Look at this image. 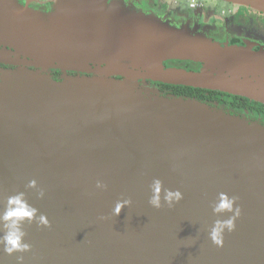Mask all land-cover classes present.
<instances>
[{"label":"water","instance_id":"1","mask_svg":"<svg viewBox=\"0 0 264 264\" xmlns=\"http://www.w3.org/2000/svg\"><path fill=\"white\" fill-rule=\"evenodd\" d=\"M221 1L264 14V0ZM36 15L0 0V45L16 50H1L0 63L23 67L0 84V217L21 194L36 213L19 226L28 250L12 254L0 219V264H264V127L138 90L153 80L264 104V50L219 44L120 0H62L48 27ZM42 63L107 77L58 82L25 68ZM156 180L160 208L149 202ZM168 191L182 199L169 206ZM221 194L235 198L231 211H213ZM237 207L217 247L211 230Z\"/></svg>","mask_w":264,"mask_h":264},{"label":"flooded vegetation","instance_id":"2","mask_svg":"<svg viewBox=\"0 0 264 264\" xmlns=\"http://www.w3.org/2000/svg\"><path fill=\"white\" fill-rule=\"evenodd\" d=\"M113 1V0H110ZM115 1V0H114ZM125 3L128 8L138 9L140 12H144L149 15H156L157 17L169 22L173 26L188 27L196 34H204L214 42L222 45H235V46H248L251 45L255 51L264 50V14L253 11L249 8H242L233 4L215 0L217 3L212 5L214 0H195L197 2L196 7L190 5L189 0V14L185 17H180L173 13L172 8L174 4H178L180 0H120ZM60 0H18V4L27 9L33 10L34 12L42 13L46 16H52L57 11ZM34 17H39L38 14ZM39 24L44 19H37ZM212 20V21H210ZM42 27V26H41ZM251 29V30H250ZM1 32V30H0ZM250 34V35H249ZM7 50L16 52L10 46L0 45V50ZM31 61V60H30ZM175 61L168 63V67H176L180 69L191 70L189 67H185L184 63ZM0 66H4L0 64ZM189 66V65H188ZM189 68V69H188ZM53 70L54 79L61 80L63 73L62 69L50 68ZM201 70V69H200ZM157 85L163 90L170 92L174 95L173 90L167 88L166 84L157 83ZM171 86V85H170ZM222 93V92H221ZM175 96V95H174ZM250 102V101H249ZM209 105H218L219 108H223L227 113L234 116H242L246 112L254 113L260 116L264 121V108L261 111L255 110H237L231 108L229 105L223 103H217L216 101H208ZM259 104V103H256ZM251 104V107H257L258 105ZM260 107H264L263 104H259ZM259 108V107H258Z\"/></svg>","mask_w":264,"mask_h":264},{"label":"clouds","instance_id":"3","mask_svg":"<svg viewBox=\"0 0 264 264\" xmlns=\"http://www.w3.org/2000/svg\"><path fill=\"white\" fill-rule=\"evenodd\" d=\"M30 186H35V181L30 183ZM105 186L100 182L97 183V188H104ZM160 191L161 183L159 180L153 182V196L149 201L150 204L155 208H160ZM41 195H43L41 193ZM165 201L171 206L174 202H179L182 199V194L179 191H168L164 196ZM124 203H129L125 201ZM235 203V198L229 199L226 195L221 194L219 203L214 207L213 211L216 213L222 212L224 210L231 211ZM9 207L5 211L4 215L0 217L3 221L10 222L6 226L9 231L4 236L5 251L8 254H12L17 251H27L29 246L22 243V237L24 233L20 230V224L27 219L31 221L35 216V210L30 208L23 200L22 194L14 197H10L8 200ZM124 204L117 203L114 214L119 215ZM240 216V209L237 207L235 209V214L232 218L227 221H217L216 225L212 228L210 233V239L214 245L217 247L223 246V232L226 228L229 232L233 231L235 228V220ZM40 223L44 226H48V221L45 217H40Z\"/></svg>","mask_w":264,"mask_h":264},{"label":"rangeland","instance_id":"4","mask_svg":"<svg viewBox=\"0 0 264 264\" xmlns=\"http://www.w3.org/2000/svg\"><path fill=\"white\" fill-rule=\"evenodd\" d=\"M114 1V0H113ZM113 1L109 0V3L111 4ZM215 1V0H214ZM189 0H180V2L178 4H174L172 11L173 13H175L176 15H179L180 17H185L189 14V4H188ZM217 2L215 1V3L213 2L212 5L216 4ZM137 11H139L137 9ZM35 13H39V12H35ZM39 17H35L36 21H38L37 19H44V21H41L40 23L42 24H38L39 26H50V15L46 16V18L42 15V13L38 14ZM212 21V20H210ZM176 27V26H175ZM178 29H182L184 27L178 26ZM251 30V29H250ZM202 36H205L204 34H201ZM250 35V34H249ZM206 37V36H205ZM208 39H210L209 37H207ZM0 40H1V35H0ZM212 40V39H211ZM1 51V50H0ZM30 60V59H29ZM171 62H175V61H171ZM24 64H26L25 62H21ZM168 63L170 62H166L164 65L167 69H170L171 67H168ZM2 64V63H0ZM44 63H42L39 68H36L35 66L29 65L26 66L25 68H27L28 70L32 71V72H40L42 73V75L44 76H50L54 81H57L54 79V72L53 70L43 66ZM196 64V63H194ZM4 65L3 67L0 66V84L2 85L4 82L10 80L12 77V74L18 73L20 72V70H22L23 67H21V65H6V64H2ZM200 65V64H197ZM202 69V65L200 66ZM173 68V67H172ZM176 68V67H174ZM192 68H194V66H192ZM204 69V68H203ZM205 71V70H204ZM209 73V71H206ZM211 73V72H210ZM217 75V74H215ZM107 76H101L98 74H93V73H84V72H77V71H63L62 75H61V80H59L58 82H64L65 80L68 79H100V80H104L106 79ZM110 79H115L114 77H108ZM116 78L118 80H124L125 78L120 77V76H116ZM126 80V79H125ZM157 81H153V80H146V81H141L139 84V91L142 92L145 95H149V96H153V97H160V98H174L175 96L170 94V92L167 91H163L158 85H157ZM251 104H256L258 102L249 100ZM261 104V103H259ZM209 105V104H208ZM264 105V104H263ZM211 108L219 110L221 112H224L227 114V112L225 110H223V108H219V106L216 105H209ZM239 117L240 119H242L243 121L247 122L250 125H259L264 127V121L262 120V118L260 116H257L254 113H250V112H246L244 113V115L242 116H236Z\"/></svg>","mask_w":264,"mask_h":264},{"label":"trees","instance_id":"5","mask_svg":"<svg viewBox=\"0 0 264 264\" xmlns=\"http://www.w3.org/2000/svg\"><path fill=\"white\" fill-rule=\"evenodd\" d=\"M222 2H224V1H222ZM236 6H238V5H236ZM239 7H242L244 9L248 8V7H243V6H239ZM249 9H251V8H249ZM251 10L256 11L254 9H251ZM256 12H258V11H256ZM261 14H263V13H261ZM178 63H181V62H178ZM184 64H185L184 65L185 67L187 66L191 70H193V69L200 70V68H201L200 67L201 65H197V64H194L192 62L188 63V64L187 63H184ZM192 66H194V68H192ZM166 87L169 88L170 90H173L174 95L177 97L197 99V100L202 101L204 103H207L210 100L216 101L217 103L219 102V103L229 105L231 108L237 109L239 111L249 109V110H255V111L260 112L261 109L264 108V107H260L259 104H256V105H258L257 107L252 108L249 100L246 98H242V97H238V96H234V95H230V94H226V93H221V92H217V91L195 89V88L184 87V86H170L169 85Z\"/></svg>","mask_w":264,"mask_h":264},{"label":"built area","instance_id":"6","mask_svg":"<svg viewBox=\"0 0 264 264\" xmlns=\"http://www.w3.org/2000/svg\"><path fill=\"white\" fill-rule=\"evenodd\" d=\"M190 5L192 7H196L198 4H197V2L195 0H192V1H190Z\"/></svg>","mask_w":264,"mask_h":264},{"label":"bare ground","instance_id":"7","mask_svg":"<svg viewBox=\"0 0 264 264\" xmlns=\"http://www.w3.org/2000/svg\"><path fill=\"white\" fill-rule=\"evenodd\" d=\"M50 58H51V57H50ZM39 62H45V60L42 59V60H39ZM22 241L25 242V236L22 237Z\"/></svg>","mask_w":264,"mask_h":264},{"label":"crops","instance_id":"8","mask_svg":"<svg viewBox=\"0 0 264 264\" xmlns=\"http://www.w3.org/2000/svg\"><path fill=\"white\" fill-rule=\"evenodd\" d=\"M61 2H62V0H60L59 5L61 4ZM58 8H59V6H57V10H58Z\"/></svg>","mask_w":264,"mask_h":264}]
</instances>
